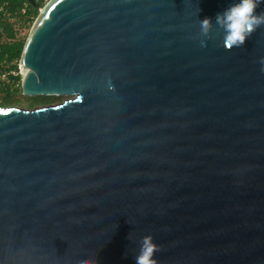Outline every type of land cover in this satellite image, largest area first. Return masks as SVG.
<instances>
[{
    "label": "water",
    "instance_id": "obj_1",
    "mask_svg": "<svg viewBox=\"0 0 264 264\" xmlns=\"http://www.w3.org/2000/svg\"><path fill=\"white\" fill-rule=\"evenodd\" d=\"M29 1L24 94L69 98L0 108V264H135L149 235L158 264H264V26L229 50L235 0Z\"/></svg>",
    "mask_w": 264,
    "mask_h": 264
},
{
    "label": "clouds",
    "instance_id": "obj_2",
    "mask_svg": "<svg viewBox=\"0 0 264 264\" xmlns=\"http://www.w3.org/2000/svg\"><path fill=\"white\" fill-rule=\"evenodd\" d=\"M261 2L262 0H235L223 12L216 14L215 23L225 33L223 38L225 48L231 50L234 46L242 47L249 37L264 26V12L256 11ZM211 27L212 19L210 17L200 21L202 34L208 35ZM261 64H264V59L261 60ZM159 251H161V247L154 242L151 235L143 237L135 264H158V261L153 257Z\"/></svg>",
    "mask_w": 264,
    "mask_h": 264
},
{
    "label": "built area",
    "instance_id": "obj_3",
    "mask_svg": "<svg viewBox=\"0 0 264 264\" xmlns=\"http://www.w3.org/2000/svg\"><path fill=\"white\" fill-rule=\"evenodd\" d=\"M44 7L51 0H35ZM36 7L29 0H0V40L8 28L13 27L23 33L27 27L35 23ZM21 56L1 53L0 49V86L5 84L20 85L22 83Z\"/></svg>",
    "mask_w": 264,
    "mask_h": 264
},
{
    "label": "trees",
    "instance_id": "obj_4",
    "mask_svg": "<svg viewBox=\"0 0 264 264\" xmlns=\"http://www.w3.org/2000/svg\"><path fill=\"white\" fill-rule=\"evenodd\" d=\"M39 13L40 10L36 8L35 9L36 16H38ZM30 28L31 26L27 27V29L23 33L18 32L17 29H14L13 27L8 28L0 40L1 53L8 52L10 53L11 56L20 57L23 52L24 45L28 37ZM55 98L61 99L57 96H46L45 99L49 101ZM32 105L33 102L32 103L29 102L28 106H32Z\"/></svg>",
    "mask_w": 264,
    "mask_h": 264
},
{
    "label": "flooded vegetation",
    "instance_id": "obj_5",
    "mask_svg": "<svg viewBox=\"0 0 264 264\" xmlns=\"http://www.w3.org/2000/svg\"><path fill=\"white\" fill-rule=\"evenodd\" d=\"M32 99L34 96H27L24 94L22 83L20 85L5 84L0 86V108L7 109L11 107L24 108V105L29 104V99L24 103L18 100V96ZM31 109V108H26Z\"/></svg>",
    "mask_w": 264,
    "mask_h": 264
},
{
    "label": "rangeland",
    "instance_id": "obj_6",
    "mask_svg": "<svg viewBox=\"0 0 264 264\" xmlns=\"http://www.w3.org/2000/svg\"><path fill=\"white\" fill-rule=\"evenodd\" d=\"M37 18H38V16H37ZM37 18H36V20H37ZM33 25H34V23L31 25V28ZM31 28H30V30H31ZM45 98H46V96H40V97L34 96L32 99H29V97L25 98L24 96H20V95L18 96V100L23 102V103L25 101H27L28 99L31 103L33 102L32 106L24 105V108H31V109L42 107V106H47V105H51V104H58V103L62 102L64 99L69 98V97L68 96H60L59 98H61V99L55 98V99H51L49 101H47Z\"/></svg>",
    "mask_w": 264,
    "mask_h": 264
},
{
    "label": "bare ground",
    "instance_id": "obj_7",
    "mask_svg": "<svg viewBox=\"0 0 264 264\" xmlns=\"http://www.w3.org/2000/svg\"><path fill=\"white\" fill-rule=\"evenodd\" d=\"M49 4H50V3H49ZM47 5H48V4H47ZM47 5H46V6H47ZM46 6H44V8L42 9V12H44V10H45Z\"/></svg>",
    "mask_w": 264,
    "mask_h": 264
}]
</instances>
